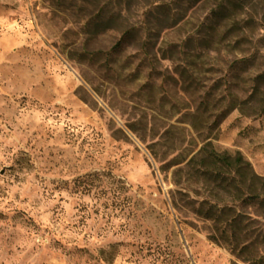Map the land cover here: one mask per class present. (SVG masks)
Segmentation results:
<instances>
[{
    "label": "rangeland",
    "instance_id": "rangeland-1",
    "mask_svg": "<svg viewBox=\"0 0 264 264\" xmlns=\"http://www.w3.org/2000/svg\"><path fill=\"white\" fill-rule=\"evenodd\" d=\"M263 70L264 0H0V264H244L173 174L208 137L264 177Z\"/></svg>",
    "mask_w": 264,
    "mask_h": 264
},
{
    "label": "trees",
    "instance_id": "trees-1",
    "mask_svg": "<svg viewBox=\"0 0 264 264\" xmlns=\"http://www.w3.org/2000/svg\"><path fill=\"white\" fill-rule=\"evenodd\" d=\"M208 29L213 31L212 27ZM230 31L225 29L224 33ZM249 80L250 96L240 103L238 111L246 117L260 116L264 113V70ZM220 116L213 122L215 125ZM202 142L201 148L173 174V205L187 208L207 221L211 227L209 239L227 247L244 264H264V228L259 231L253 227L258 219L264 223V177L256 174L239 152H218L208 137ZM190 184L209 195L200 196L199 191L190 189ZM190 192L201 201L190 198Z\"/></svg>",
    "mask_w": 264,
    "mask_h": 264
}]
</instances>
